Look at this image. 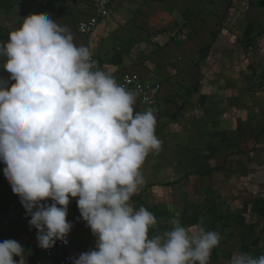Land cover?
<instances>
[{
	"label": "crops",
	"instance_id": "1",
	"mask_svg": "<svg viewBox=\"0 0 264 264\" xmlns=\"http://www.w3.org/2000/svg\"><path fill=\"white\" fill-rule=\"evenodd\" d=\"M27 1L67 26L74 42L89 47L97 66L117 82L134 72L160 84L150 108L162 147L146 158L145 183L130 201L134 209L143 206L157 217L149 237L170 230L173 217L185 227L203 219L206 230L221 235L209 264H229L238 253L264 254V208L252 209L254 201L264 202V20L259 23L253 9L264 4L115 0L108 16L83 36L76 24L91 12L87 0ZM17 3L0 14L7 16ZM23 6L16 23L27 17ZM4 27L10 33L6 25L0 30ZM8 38L0 33V43ZM3 63L0 57V78L7 79ZM134 109L148 108L136 99ZM4 168L0 162V242L13 239L23 246V257H14L21 264H54L43 257L37 230ZM77 199L70 198L68 206L67 219L74 225L68 237L85 253L95 248L96 238L80 218Z\"/></svg>",
	"mask_w": 264,
	"mask_h": 264
},
{
	"label": "clouds",
	"instance_id": "2",
	"mask_svg": "<svg viewBox=\"0 0 264 264\" xmlns=\"http://www.w3.org/2000/svg\"><path fill=\"white\" fill-rule=\"evenodd\" d=\"M0 162L37 230L42 249L67 243L70 198L95 236L72 264H209L220 233L203 219L149 237L157 217L130 203L145 183L142 167L159 152L154 110L135 111L137 93L102 70L89 47L47 13L31 14L0 43ZM51 201V203H48ZM25 249L0 242V264H21ZM229 264H264L248 253Z\"/></svg>",
	"mask_w": 264,
	"mask_h": 264
},
{
	"label": "built area",
	"instance_id": "3",
	"mask_svg": "<svg viewBox=\"0 0 264 264\" xmlns=\"http://www.w3.org/2000/svg\"><path fill=\"white\" fill-rule=\"evenodd\" d=\"M87 2L91 7V12L85 19L79 20L76 24V31L83 36L89 35L99 21L108 16L115 0H87ZM118 83L136 92L139 104L143 108L154 107L157 103L156 99L161 89L159 83L144 81L134 72L124 73ZM66 239V244L57 241L54 247L41 249L43 257L54 264H72V259L78 258L82 252L71 246L68 236Z\"/></svg>",
	"mask_w": 264,
	"mask_h": 264
},
{
	"label": "rangeland",
	"instance_id": "4",
	"mask_svg": "<svg viewBox=\"0 0 264 264\" xmlns=\"http://www.w3.org/2000/svg\"><path fill=\"white\" fill-rule=\"evenodd\" d=\"M19 1V3H17V4H15V6H14V9H12L11 11H8V14H7V16L5 15V14H3V13H1L0 15V25H6V26H8L9 27V30H10V32L11 31H13V30H15L17 27H19L21 24H22V22H19V23H16V22H14V16H15V14L17 13V12H20L21 11V8H20V5H24L25 7H27V12H26V15L27 16H29V15H31V14H40L42 11H41V8H40V6L39 7H37V6H35V5H30V3L27 1V0H18ZM248 1H253V0H248ZM258 0H254V2L255 3H258L257 2ZM260 1V3H263L264 4V0H259ZM251 4V3H250ZM23 6V7H24ZM24 7V8H25ZM257 9L258 10V12H256L257 14H258V19H259V23H261L262 24V21L264 20V8L262 7H256L255 5L253 6V9ZM255 13V12H254ZM256 16V15H255ZM11 17H12V19H11ZM4 19V20H3ZM5 20H8V22L5 24ZM0 33H4V34H6L7 35V33L8 34H10L7 30H6V28L4 27V29H2V30H0Z\"/></svg>",
	"mask_w": 264,
	"mask_h": 264
},
{
	"label": "trees",
	"instance_id": "5",
	"mask_svg": "<svg viewBox=\"0 0 264 264\" xmlns=\"http://www.w3.org/2000/svg\"><path fill=\"white\" fill-rule=\"evenodd\" d=\"M17 0H0V9H9L12 4H14ZM264 208V202L254 201L252 209L256 211H262Z\"/></svg>",
	"mask_w": 264,
	"mask_h": 264
}]
</instances>
